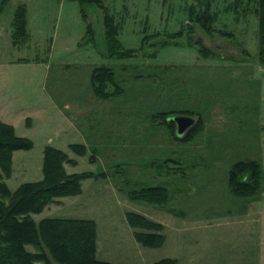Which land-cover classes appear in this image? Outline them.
<instances>
[{
  "label": "rangeland",
  "instance_id": "rangeland-1",
  "mask_svg": "<svg viewBox=\"0 0 264 264\" xmlns=\"http://www.w3.org/2000/svg\"><path fill=\"white\" fill-rule=\"evenodd\" d=\"M255 9L256 0H0V120L33 144L12 153L3 181L14 189L41 180L43 149L52 146L75 161L64 163L68 173L92 176L34 217L94 219L98 258L264 264V62ZM100 66L120 86L105 99L90 78ZM157 111L198 119L199 130L182 142ZM238 160L259 166L253 195L230 187ZM145 185L165 186L167 199L130 196ZM128 211L161 224L160 246L134 238Z\"/></svg>",
  "mask_w": 264,
  "mask_h": 264
},
{
  "label": "trees",
  "instance_id": "trees-1",
  "mask_svg": "<svg viewBox=\"0 0 264 264\" xmlns=\"http://www.w3.org/2000/svg\"><path fill=\"white\" fill-rule=\"evenodd\" d=\"M74 1L83 6L88 1L98 0ZM21 11H24V6L21 7ZM255 12L258 19V54L260 60L264 62V0H256ZM106 15L104 24L110 27L113 19ZM195 18L198 20V16ZM20 19V23L23 24L24 20L18 18V21ZM89 30L87 27V32ZM90 78L94 83L96 95L102 99L120 92V86L111 68L104 66L94 68ZM107 84L113 87L112 91L106 89ZM174 112L157 111L153 117L163 116L160 124L164 123L175 131L173 116H168ZM200 124L198 119L195 120L194 125L182 138L176 134L175 137L185 142L199 130ZM32 145L29 139L17 136L11 125L0 120V264H48L50 258L61 264H116L96 256L94 219L44 216L36 220L34 217V214L40 213L48 204L55 201L56 197L80 193L81 180L92 176L91 173H68L64 163L75 164V161L70 160L64 151L52 146L44 147L42 179L39 181L26 182L14 189H10L3 181L4 176L10 173L12 153L20 149L28 150ZM69 148L79 155L85 153V148L76 143L69 144ZM228 179L234 192L238 191L237 187H241L240 191H246L243 194L253 195L260 186L259 166L255 161L238 160L229 169ZM129 191L130 196L135 199L157 203L164 202L168 194L163 185H145ZM127 218L130 225L135 227L134 238L142 245L158 247L162 244L164 234L159 232L162 228L160 223L135 211H128ZM29 246L32 249H29ZM175 262V258L164 256L152 264Z\"/></svg>",
  "mask_w": 264,
  "mask_h": 264
},
{
  "label": "water",
  "instance_id": "water-1",
  "mask_svg": "<svg viewBox=\"0 0 264 264\" xmlns=\"http://www.w3.org/2000/svg\"><path fill=\"white\" fill-rule=\"evenodd\" d=\"M172 119L176 125L175 134L179 138H182L195 123V119L190 116L177 115Z\"/></svg>",
  "mask_w": 264,
  "mask_h": 264
}]
</instances>
